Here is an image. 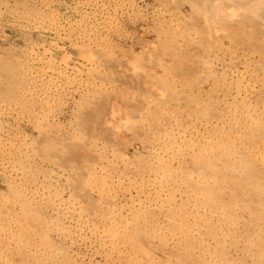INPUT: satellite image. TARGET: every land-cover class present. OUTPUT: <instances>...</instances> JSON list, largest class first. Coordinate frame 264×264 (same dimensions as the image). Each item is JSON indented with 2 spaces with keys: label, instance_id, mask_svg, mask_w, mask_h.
Wrapping results in <instances>:
<instances>
[{
  "label": "rangeland",
  "instance_id": "1",
  "mask_svg": "<svg viewBox=\"0 0 264 264\" xmlns=\"http://www.w3.org/2000/svg\"><path fill=\"white\" fill-rule=\"evenodd\" d=\"M124 1H126V0H121V1L120 0H112V1L111 0H55V2H54V0H34V1L33 0H0V114H1L0 115V118H1L0 119V196H1L0 197V206H1L0 207V264H24V263L25 264H62V263L63 264H66V263L67 264H94V263L95 264H135L136 262H139L140 258H138L139 256H138L137 252H135V250L129 249V246H127L123 243H120L117 239H115L111 236V234L109 232V224L107 225L106 223H103V217L114 218V219L117 217L116 219H118L119 214H122V215L124 214L123 218L120 221H124L125 224L127 225V227L132 228L134 225V218H133V215L131 214L130 207L125 206V202H126L125 199H128L129 197L132 198L134 195L137 194V191L135 189H133L132 187H130V188H129V186L126 187L125 184L129 183V181H132L138 187L142 188L146 192V194H148V193L152 194L154 192V190L157 187H159V183L161 182V178L159 176H158V179L155 178L156 175L152 171V170H154V167L157 164H159L160 161H166V163L173 162L172 164H173L174 168L176 169V171L178 172V176H177L178 179H179V177L183 176L184 174H186L192 180L198 179L199 170H198V167L196 166V165H198L196 150L198 149V147L201 144L205 143V142H203L204 141L203 136L205 134H208L207 129H209V125H212V123H213V124H217L219 126H223L225 124V121L230 117V114H229L230 112L225 105L226 103H224L227 100L225 99V97L222 95V93L217 88L218 83H220V82H218L219 78H217V77H220L221 72H224L222 74H224L226 77L228 76L226 84H227V87L230 89V92H232V90H233V92H232V94H233L234 93V89H233L234 83L236 82V80L242 78V76H243L244 81L246 80L245 83H247V81H249L247 83L249 85H253L254 84L253 81H256L254 78H252V77L250 78V76L245 75V71H243V69H245V70H246V68L247 69L248 68L249 69L250 68L251 69H253V68L257 69L259 67V65L264 67V64H261L259 62L256 63V61H253L251 59L246 60V58L241 56L240 54L238 55L237 53L233 52L232 50L230 51V48L224 43L225 28L232 23L230 21L236 20V18H237L236 11L234 9H230V11L228 10L229 11L228 12L227 10H222L221 7H220V9L217 7L218 8V12H217V9L215 8V11H213L215 13V15L218 14L221 16L222 14H224L227 17L226 19L221 20V17H218V18H220V19H218L217 17H215V15H213L212 11L210 12L209 10H207L205 8L206 7L205 5H201L202 8H204V9H202L201 6L199 7L197 5L191 6V4L189 6H185L184 0H173V1L172 0H159L160 2L158 0H152V2L150 0H127L126 2H124ZM165 1L168 4L164 3V5H163L162 3ZM186 1H188V0H186ZM42 2H43V4L41 5ZM120 2H121V4H120ZM141 2H142V4H141ZM173 2H174V4H173ZM102 3L106 4V5H103ZM136 3L138 6L136 5ZM188 3H191V2H188ZM23 4H25L27 6V8ZM96 4H97V7H96ZM122 4H124V5H122ZM166 4L167 5L173 4V5H171L172 7L169 6L170 8L168 9ZM100 5H102L104 7H102V6L100 7ZM131 5H133L132 10H130ZM34 7H36V8H34ZM114 7H115V10H114ZM164 7H167V10ZM192 7H193V9H192ZM32 10H34V11H32ZM85 10L88 12H86ZM122 10H123V12H121ZM125 10H127V11H125ZM164 10L167 13L162 12ZM184 10H185V12L188 10V12L183 13ZM152 11H153V13H152ZM220 11H223V12H220ZM78 12H80V13H78ZM111 12H114V13H111ZM156 12L159 13V15ZM83 13H85V14H83ZM99 13H101V14H99ZM173 13L177 14L180 17L179 21H176V19H174V17L172 16ZM92 14H94V15H92ZM107 14H109L111 16H109ZM183 14H185L184 16H186V18L183 16ZM229 14H231V15H229ZM165 15H167V16H165ZM232 15H234V16L232 17ZM202 16L203 17L204 16H206V17L211 16L214 25H216V27L218 26V28L220 27L218 29V34L220 36L218 35V38L214 41H211V39H209L210 43L208 40H207L208 43H206L207 41L204 42L205 40L200 41V38H198L193 33V29L196 27V25H198V23L200 22L199 19ZM87 17H89L90 19ZM150 17H153L152 18L153 20L152 19L150 20ZM123 18H125V19H123ZM37 19L40 21L38 22ZM115 19H117V20H115ZM52 20H54V21H52ZM95 20H97V21H95ZM115 21H116V23H115ZM158 21H159V23H157ZM154 22H156V23L154 24ZM112 23H113V25H112ZM122 23L124 24V26ZM162 23L164 24V26L162 25ZM58 24H60V25L58 26ZM79 24L81 27L79 26ZM90 24H92V25H90ZM151 24H152V26H151ZM153 24L154 25L158 24V25L154 26ZM208 24L209 23H207V25ZM37 25H41V26H37ZM65 25H66V27H65ZM126 25H127V28H125ZM176 25H178V26H176ZM134 26H136V27H134ZM179 26L181 27V29ZM58 27H60L61 29ZM94 27L97 29H95ZM153 27H154V29L152 30ZM169 27H171L173 29V31L175 29H178V31H174L175 35L173 38H171V36L168 33H166V31L169 29ZM49 28L51 29V31ZM81 28H83V29H81ZM89 28H90V30H89ZM148 28H150V29H148ZM166 28H168V29H166ZM69 29H71V30L74 29L76 33L74 31L71 32V30H69ZM107 29H108V31H107ZM121 29H122V31H121ZM26 30H28L29 32ZM61 30L65 31V32H62ZM66 30H67V32H66ZM147 30L149 33L147 32ZM220 30H221V32H220ZM59 31H60V35L58 34ZM222 31H223V33H222ZM55 32H57V33H55ZM68 32L69 33L71 32L70 34L76 36L79 39L82 38V40H85V41L87 40V42H89L88 40L91 39L93 41V43H92V41L90 40L92 54H94V56H96L100 62L102 59L107 60L110 63L112 62L111 64L116 68V70L118 69V67L120 65L119 62H121V61L126 62V60L128 62L130 60L131 64L134 67L139 66V68H137V69H139L138 70V71H140L139 73H142V77L144 79V82L142 79V82H143L142 87H148V86L157 87L160 85L159 87H157V90L158 91L161 90L160 93L164 95L163 96L164 99L162 98V101H161V100H159V98H155L152 95L145 94V96H146L145 99H147L146 102L148 103V108L145 110H142V117L139 120L134 121L131 125L126 126L122 130V133H121L122 136H120V137L122 140L123 139L125 140L126 148L122 149L120 151L117 150L115 152H112V155H109L107 158L96 159L93 162L95 164L94 165V171L96 170V172L98 174L100 173L101 176L104 175L102 177H106L107 181L110 183V184L107 183L106 186L104 185L105 190L108 192L107 195L101 196L98 192H96V193L92 192L90 197H89L90 201L92 200L91 202L95 203L96 207L99 210V214L96 217L93 216V214L89 213L88 209L86 211L85 202L80 198L79 194H77V192L74 190V188H72L70 186V181H69L70 178L68 177L67 172L64 170V168L59 164L49 162V161H42L41 159H39L37 157V151L39 148V143H40L41 138H42L41 135H43L42 132H44V130L48 131L52 136H58L63 131L67 130L69 132H72L74 136L77 134L75 136L77 141L78 140L82 141L84 138V133H85L84 128H85V125L87 123L86 115H85V113L83 115V111L86 110L89 105H94L95 102L99 101L101 99L100 97L103 94H105L108 90H109V92H107V93H109V94L113 93V94L117 95V94H120L121 92L123 94L126 93V89L120 90L121 87L117 86L115 81H113L114 80L113 77L108 79L104 74L98 75L97 80H96L97 82L100 81L101 83H103L105 85L106 88L103 85L102 88L100 89L101 91L104 90V92H101L99 89H95L91 85H85V82L84 83L82 82V80H81L82 78H80L79 75H80L82 68H83V67L81 68V66L83 65V63L85 64V59L82 58L83 56H82L80 49L77 46H75L74 43H72L73 42L72 38L70 39V37H67ZM84 32H87L86 33L87 35L83 34ZM154 32L158 35H156ZM50 33H51V35H50ZM63 33H64V35H63ZM138 33H141V34H138ZM178 33L180 35H177ZM153 34H155V35H153ZM98 36H100L102 38H99ZM144 36H146V37H144ZM65 37L69 38L70 40H68V39L66 40ZM95 37H97V38H95ZM141 37H144V38H141ZM156 37H157V39H155ZM162 37H163V39H161ZM86 38H88V39H86ZM95 39H97L96 40L97 43L94 41ZM103 39L106 42H104ZM128 40H130V41H128ZM177 40L179 42L184 40L185 43H187L186 46L184 45L182 48H184V51L188 52L187 56H185L179 60L171 52V47L173 48L177 45V48H179V44L176 43ZM70 41H71V43H70ZM161 41H162V43H161ZM167 42H169L170 44ZM203 42L207 45L203 44ZM50 43H53V44H50ZM64 43H66V44H64ZM39 44H44V45H41V47H40ZM101 44H103V45H101ZM172 44L173 45L176 44V45L173 46ZM25 45H27V46H25ZM96 45H98V46L101 45V48L97 47ZM115 45H117V46H115ZM133 45H135V46H133ZM57 46L63 47L62 50H61V48L58 49ZM194 46H196V47H194ZM212 46L214 49H212ZM117 47H119V48H117ZM199 47H200V49H199ZM113 48H116V49H113ZM166 48H168L169 51ZM194 48H195V50H194ZM123 49H126V50H123ZM135 49H137V50H135ZM144 49H146V50H144ZM159 49H163V50H159ZM49 50H50V52H48ZM110 50H112L113 53ZM153 50H155L156 55H154L155 52ZM105 51L108 52V55H107V52H105ZM135 51H137V52H135ZM139 51H140V54L138 53ZM195 51H197V52H195ZM100 52H101V54H100ZM125 52H126V55H125ZM231 52H233V54ZM152 53L154 55V58H153ZM164 53H166V54H164ZM189 53H190V55H189ZM227 53L231 59L227 56ZM69 54L71 55V56H69L70 58L68 57ZM162 54H164V56ZM65 55H66V57L69 58V59H67L68 68L62 69L60 71L59 70L57 71V69L51 70L49 67L50 63H48V62L54 61L57 64L62 63L63 61H66ZM118 55H119V57H118ZM138 55L140 56V58L143 56L142 59H140ZM212 55L217 56V57H214ZM236 56H238V57H236ZM38 57H39L40 61L38 60ZM64 57H65V59H64ZM112 57L115 58V60ZM122 58L124 61L121 60ZM159 58L161 59L162 62L160 61V63L157 64L159 61H156V60L157 59L160 60ZM184 58H185V60H184ZM215 58H216V60H215ZM152 59H154L153 61H156L157 63L150 61ZM221 59H223L224 61ZM113 60H114L115 65L113 64ZM138 60L141 62L140 63L141 66L138 64L139 63ZM22 61H23V63H22ZM186 61H187V63H185ZM229 61H231V63ZM79 62H81V63H79ZM130 62H129V64H130ZM219 62H221V63H219ZM224 62H226V63H224ZM154 63L157 65H155ZM80 64H82V65H80ZM144 64H145V66H144ZM167 64H168V66H167ZM169 64H170V66H169ZM205 64H208V65H205ZM220 64H221V67H220ZM34 65H36V66H34ZM39 65H41L43 67V69H42V67L40 68ZM150 65H152L153 67ZM188 65H190V66H188ZM215 65L218 68L215 67ZM157 66H158V68H157ZM244 66H245V68H244ZM145 67H147V68H145ZM174 67L176 68V71H175ZM162 68L164 71L162 70ZM187 68H188V70H187ZM41 70H43V71H41ZM141 70L144 71L145 73L142 72ZM171 70L173 73L170 72ZM230 70L232 71V73ZM157 71H159V72H157ZM167 71L170 72V74ZM190 71H191V73H190ZM161 72L162 73L165 72L163 74H166V75L161 74ZM226 72H227V74H226ZM45 73H46V75H44ZM150 74H152V75H150ZM178 75H179V77H178ZM244 75H245V78H244ZM47 76H50L49 79H47L48 78ZM99 76H100V78H99ZM171 76H173V77L171 78ZM187 76H189V77H187ZM200 76L201 77L203 76V77L201 78ZM259 76L262 79L263 74L261 75V73H259ZM16 78H17V80H16ZM41 79H43V80H41ZM261 79H260V81H261ZM204 80H205V82H204ZM260 81H258V83ZM39 82H41V83H39ZM196 82L197 83L200 82L199 83L200 85L197 84ZM145 84H148V86ZM166 84L169 87L165 86ZM192 84H194V85H192ZM113 85H114V87H113ZM201 85H202V87H201ZM203 85H205V86L208 85V87H205ZM109 86H110V88H109ZM69 87H70V89H69ZM155 87H153V88H155ZM212 87L213 88L215 87V88L213 89ZM207 88L209 90H207ZM44 89H45V91H44ZM93 89L96 90V92ZM92 90H93V92L90 93V91H92ZM174 91H175V93H173ZM192 91L194 94L192 93ZM206 91H208V92H206ZM117 92H119V93H117ZM168 92H169V94H168ZM131 93H132L131 91H127V97H126V95L123 96V97H125L124 99L126 101L133 99V96L131 95ZM232 94H230V96H229L230 98H228V100H232V98H231V97H233ZM88 95H90V96H88ZM95 95H96V98H95ZM170 96H172V97H170ZM65 97H67V98H65ZM81 97H82V99H81ZM209 97H211V98H209ZM154 98L156 99V101ZM189 98L191 101L189 100ZM200 98H202V99H200ZM83 99H86V100L83 101ZM87 99H88V101H87ZM171 101H173V102H171ZM164 102H166V103H164ZM184 103L187 104V105H184L185 107L183 106ZM177 104L179 106H177ZM15 105H16V107H15ZM9 106H10V108H9ZM165 106H168V107H165ZM150 107H152V108H150ZM61 108H63V109H61ZM155 108L157 111H155ZM175 108H177L178 111H175V110H177ZM223 108H224V110H223ZM38 109H41V110H38ZM206 109L208 110V112ZM80 110H81V113H80ZM191 110H192V112H191ZM7 111H8V113H7ZM152 112H154V113H152ZM17 113L20 115H18ZM203 113H205V114H203ZM41 114H42V116H41ZM77 116H78V118H75ZM42 117H43V119H42ZM66 117L68 120L65 119ZM159 117H161V118H159ZM179 117L181 119H179ZM185 117H186V119H185ZM213 117L216 120L213 119ZM19 119L22 121H20ZM75 119L80 120V122H82V124H80V122L76 121ZM178 119H179V121H178ZM222 119H224V120H222ZM83 120H85V121H83ZM206 120H207V122H206ZM203 121L205 124L203 123ZM175 122L178 124V126ZM47 123H49L50 127L46 125ZM54 123H56V125ZM179 123H181V124H179ZM207 124H209V125H207ZM45 125H46V127H45ZM77 125H79L80 127ZM59 126H61V128H59ZM63 126L64 127L66 126L65 127L66 130L63 129L64 128ZM67 127H69V128H67ZM74 127H75V129L73 131L72 128H74ZM78 127L80 129L82 127L83 131H81L82 129L81 130L79 129L80 131L78 129H76ZM191 128H192V130H191ZM193 128L196 130H194ZM160 129H161V131H160ZM199 129H200V132H198ZM28 130H30V131H28ZM156 130H158V131H156ZM201 130L204 133H202ZM58 131H60V132H58ZM201 133L203 136L200 135ZM6 135H11V136H6ZM134 137L136 140L133 139ZM129 141H130V143H129ZM174 141H176V144H174L175 143ZM10 142H13V143H10ZM131 142H133V143H131ZM97 144L99 147L103 148L101 140H97ZM136 144H137V146H136ZM171 144H174L172 149H171V152L173 154L176 153L175 157L171 156V152H169V153L165 152V150H167L168 145H171ZM8 150L10 151L9 153H7ZM25 150H26V153L24 152ZM103 150L104 149H101L100 151L98 150V153L100 152L101 154H103V152H102ZM127 154H129L128 157H127ZM99 156H103V155H99ZM15 159H16V161H15ZM171 159H172V161H171ZM184 159H186V160H184ZM188 161L191 163H189ZM1 162H2V164H1ZM183 162H185L186 164ZM102 163H104V164H102ZM192 163H194V164L192 165ZM5 165H6V167H4ZM28 165L31 167H29ZM25 168H27V169L25 170ZM124 168L127 170H125ZM123 170H125V171H123ZM195 170L198 172H196ZM43 171H45V172H43ZM51 172H52V174H51ZM134 172H135V174H134ZM117 174L119 175V177ZM59 177H61V178L59 179ZM63 177H65V178H63ZM121 180H122V183H125L123 188H121V187L119 188V185L121 184ZM16 181H18V182H16ZM66 181H68V183ZM119 181H120V183H118ZM2 183H3V185H2ZM26 183H28V184L26 185ZM30 184H32V185H30ZM166 186L173 188V186H171V184L166 185ZM9 189H11V190H9ZM124 190H126V191H124ZM14 191L17 193V196H16V194H14L15 193ZM47 191H48V193H47ZM9 192L11 195L12 194L13 195L11 196L9 194ZM4 193L9 194V195L5 196ZM57 193H59V194H57ZM8 196H9V199L7 198ZM13 197L15 199L16 198L17 199L15 200ZM55 197H56V199H55ZM1 199H2V201H1ZM119 199L121 201H119ZM5 200L7 201L6 203L4 202ZM17 200H18V203H17ZM76 200H77V202H76ZM49 201H52V202H49ZM115 202L118 205L117 204L115 205ZM120 203H121V206H120ZM27 207H28V209H27ZM46 207H48V208H46ZM30 210H33V211H30ZM104 211H108V212L105 213ZM112 212L118 213L117 216L115 215V213H112ZM32 213H33V216H32ZM108 213H111L112 215L108 214ZM64 214H66V215H64ZM87 215H89V216L87 217ZM23 216H25L26 218L25 217L23 218ZM42 216H43V218H41ZM15 217L16 218L18 217L21 221L17 218L18 220L15 222V220H16ZM35 218H36V220H35ZM93 218H94V220H90ZM24 219H25V221H24ZM44 219H45L46 223H45ZM22 220L24 222H27V223L26 224L24 223L25 224L24 225ZM28 221L30 224H32L31 222L34 221V224L30 225V224H28ZM28 225H30L31 227ZM35 226H37V227H35ZM32 227H34V230ZM32 231H34V233H31ZM36 232H37V234L40 232L41 235L39 233V235L37 237ZM14 233L16 235H14ZM35 234H36V236H34ZM45 235H48L49 238H48V236H45ZM42 236H43V238H42ZM19 237H21V238H19ZM13 238H17V239H13ZM44 238L45 239L47 238L46 241L47 240L48 241L45 242ZM43 240L45 243L42 244ZM18 241H20V242H18ZM230 246H231V243L226 244L227 249ZM153 250H154V253L156 256V261L160 264H167L168 263L167 261L176 260L179 258L177 256L178 252L176 250H173V252H172L171 249H168V251H170V253L168 251H166V253H165V251H159L160 249H158V250L153 249ZM78 252H80V253H78ZM93 252H95V253H93ZM158 253L159 254L163 253V254L159 255ZM170 254H173V255H170ZM114 256H115V258H114ZM14 257H16V258H14ZM64 257L65 258L68 257V259L67 258L65 259ZM164 258H165V260H164ZM72 261H74V262H72ZM189 261L190 260H188V262L186 264H194V262H192V261L189 262Z\"/></svg>",
  "mask_w": 264,
  "mask_h": 264
},
{
  "label": "bare ground",
  "instance_id": "2",
  "mask_svg": "<svg viewBox=\"0 0 264 264\" xmlns=\"http://www.w3.org/2000/svg\"><path fill=\"white\" fill-rule=\"evenodd\" d=\"M34 1V0H33ZM112 1V0H111ZM121 1V0H120ZM127 1V0H126ZM124 1V2H126ZM152 2V0H150ZM159 1V0H158ZM173 1V0H172ZM24 2V1H23ZM55 2V0H54ZM91 2V1H90ZM100 2V1H99ZM155 2V1H154ZM153 2V3H154ZM160 2V1H159ZM158 2V3H159ZM171 2V1H170ZM185 6L192 5H205L206 9L210 12L215 11V8L222 10L234 9L236 11L237 18L225 28V40L224 43L230 48V51L240 54L245 57L246 60H253L264 64V0H184ZM191 2V3H188ZM30 3V2H29ZM34 3V2H33ZM37 3V2H36ZM80 3V2H79ZM89 3V2H88ZM114 3V2H113ZM117 3V2H116ZM157 3V2H156ZM167 3L166 1L162 4ZM43 2L41 3V5ZM103 4V3H102ZM115 4V3H114ZM121 4V2H120ZM142 4V2H141ZM168 4V3H167ZM166 4V5H167ZM174 4V2H173ZM171 4V5H173ZM25 5V4H23ZM106 5V4H103ZM119 5V4H118ZM124 5V4H122ZM121 5V6H122ZM137 5V3H136ZM146 5V4H145ZM155 5V4H154ZM167 5L168 9L172 7ZM87 6V5H86ZM90 6V5H89ZM92 6V5H91ZM102 5H100L101 7ZM110 6V5H109ZM131 5V9L132 10ZM138 6V5H137ZM147 6V5H146ZM145 6V7H146ZM170 6V7H169ZM176 6V5H175ZM27 8V6L25 5ZM24 7V8H25ZM40 7V6H39ZM47 7V6H46ZM97 7V4H96ZM104 7V6H102ZM141 7V6H140ZM144 7V6H143ZM167 7L166 8L167 10ZM218 7V8H217ZM33 8V7H32ZM36 8V7H34ZM76 8V7H75ZM112 8V7H111ZM117 8V7H116ZM127 8V7H126ZM142 8V7H141ZM181 8V7H180ZM197 8V7H196ZM202 8V6H201ZM200 8V9H201ZM38 9V8H37ZM100 9V8H99ZM139 9V8H138ZM137 9V10H138ZM157 9V8H156ZM172 9V8H171ZM174 9V8H173ZM182 9V8H181ZM188 9V8H187ZM193 9V7H192ZM204 9V8H202ZM91 10V9H90ZM94 10V9H93ZM102 10V9H101ZM106 10V9H105ZM115 10V7H114ZM152 10V9H151ZM154 10V9H153ZM29 11V10H28ZM34 11V10H32ZM41 11V10H40ZM53 11V10H52ZM59 11V10H58ZM86 11V10H85ZM100 11V10H99ZM109 11V10H108ZM112 11V10H111ZM127 11V10H125ZM146 11V10H145ZM169 11V10H168ZM202 11V10H201ZM228 11V12H229ZM233 11V10H232ZM38 12V11H37ZM62 12V11H61ZM88 12V11H86ZM123 12V10L121 11ZM167 13L165 10L162 11ZM188 12V10L186 11ZM185 10L183 13H186ZM206 12V11H205ZM223 12V11H220ZM226 12V11H225ZM80 13V12H78ZM114 13V12H111ZM128 13V12H127ZM132 13V12H131ZM130 13V14H131ZM153 13V11H152ZM151 13V14H152ZM155 13V12H154ZM157 13V12H156ZM208 13V12H207ZM12 14V13H11ZM15 14V13H14ZM85 14V13H83ZM101 14V13H99ZM104 14V13H103ZM146 14V13H145ZM149 14V13H148ZM159 15V13H157ZM156 14V15H157ZM196 14V13H195ZM201 14V13H200ZM19 15V14H18ZM66 15V14H65ZM94 15V14H92ZM109 15V14H107ZM133 15V14H132ZM161 15V14H160ZM170 15V14H169ZM185 14H183L184 16ZM213 15L215 13L213 12ZM231 15V14H229ZM31 16V15H30ZM53 16V15H52ZM78 16V15H77ZM104 16V15H103ZM111 16V15H109ZM116 16V15H115ZM145 16V15H144ZM167 16V15H165ZM176 21H179L180 17L177 14L172 15ZM234 15H232L233 17ZM43 17V16H42ZM56 17V16H55ZM96 17V16H95ZM94 17V18H95ZM114 17V16H113ZM132 17V16H131ZM148 17V16H147ZM156 17V16H155ZM186 18V16H184ZM189 17V16H188ZM199 17V16H198ZM197 17V18H198ZM215 17H221V20L227 17L222 14L221 16L216 14ZM52 18V17H51ZM75 18V17H74ZM89 18V17H87ZM104 18V17H103ZM102 18V19H103ZM126 18V17H125ZM123 18V19H125ZM135 18V17H134ZM153 17H150V20ZM157 18V17H156ZM214 18V17H213ZM60 19V18H59ZM72 19V18H71ZM82 19V18H81ZM90 19V18H89ZM92 19V18H91ZM119 19V18H118ZM145 19V18H144ZM158 19V18H157ZM194 19V18H193ZM215 19V18H214ZM220 19V18H218ZM217 19V20H218ZM35 20V19H34ZM38 20V19H37ZM50 20V19H49ZM76 20V19H75ZM105 20V19H104ZM117 20V19H115ZM127 20V19H126ZM131 20V19H130ZM135 20V19H134ZM137 20V19H136ZM140 20V19H139ZM153 20V19H152ZM156 20V19H155ZM154 20V21H155ZM36 21V20H35ZM40 20H38L39 22ZM43 21V20H42ZM54 21V20H52ZM57 21V20H56ZM65 21V20H64ZM97 21V20H95ZM111 21V20H110ZM147 21V20H146ZM160 21V20H159ZM159 21L157 23H159ZM198 25L193 29L194 35L201 40L211 39L214 41L218 38V26L214 25L211 16H202L199 19ZM50 22V21H49ZM79 22V21H78ZM120 22V21H119ZM129 22V21H128ZM169 22V21H168ZM185 22V21H184ZM227 22V21H226ZM229 22V23H230ZM51 23V22H50ZM77 23V22H76ZM75 23V24H76ZM87 23V22H86ZM108 23V22H107ZM116 23V21H115ZM139 23V22H138ZM141 23V22H140ZM156 22H154L155 24ZM189 23V22H188ZM196 23V22H195ZM207 23H209L207 25ZM46 24V23H45ZM62 24V23H61ZM68 24V23H67ZM71 24V23H70ZM93 24V23H92ZM90 24V25H92ZM99 24V23H98ZM119 24V23H118ZM123 24V23H122ZM131 24V23H130ZM153 24V25H154ZM180 24V23H179ZM60 24H58L59 26ZM69 25V24H68ZM77 25V24H76ZM100 25V24H99ZM113 25V23H112ZM149 25V24H148ZM147 25V26H148ZM158 25V24H156ZM154 25V26H156ZM164 26V24L162 23ZM183 25V24H182ZM41 26V25H37ZM52 26V25H51ZM50 26V27H51ZM55 26V25H54ZM72 26V25H71ZM80 26V24H79ZM116 26V25H115ZM124 26V24H123ZM152 26V24H151ZM162 26V27H163ZM167 26V25H166ZM178 26V25H176ZM32 27V26H31ZM49 27V26H48ZM53 27V26H52ZM51 27V28H52ZM61 27V26H60ZM58 27V28H60ZM64 27V26H63ZM66 27V25H65ZM69 27V26H68ZM81 27V26H80ZM90 27V26H89ZM92 27V26H91ZM105 27V26H104ZM107 27V26H106ZM110 27V26H109ZM136 27V26H134ZM161 27V28H162ZM173 27V26H172ZM180 27V26H179ZM186 27V26H185ZM62 28V27H61ZM60 28V29H61ZM72 28V27H71ZM87 28V27H86ZM95 28V27H94ZM127 28V25L126 27ZM142 28V27H141ZM159 28V27H158ZM183 28V27H182ZM189 28V27H188ZM26 29V28H25ZM30 29V28H29ZM43 29V28H42ZM47 29V28H46ZM45 29V30H46ZM50 29V28H49ZM83 29V28H81ZM97 29V28H95ZM150 29V28H148ZM154 27L152 28V30ZM168 29V28H166ZM175 29V28H174ZM181 29V27H180ZM186 29V28H185ZM53 30V29H52ZM64 30V29H63ZM71 30V29H69ZM90 30V28H89ZM116 30V29H115ZM126 30V29H125ZM130 30V29H129ZM139 30V29H138ZM28 31V30H26ZM32 31V30H31ZM51 31V29H50ZM54 31V30H53ZM56 31V30H55ZM58 31V30H57ZM62 31V30H61ZM75 30H71V32ZM78 31V30H77ZM83 31V30H82ZM108 31V29H107ZM122 31V29H121ZM174 31H178L175 29ZM174 31L171 27L166 31L171 38L174 37ZM186 31V30H185ZM184 31V32H185ZM29 32V31H28ZM65 32V31H62ZM67 32V30H66ZM70 32V33H71ZM80 32V31H79ZM91 32V31H90ZM97 32V31H96ZM140 32V31H139ZM148 32V30H147ZM156 32V31H155ZM154 32V33H155ZM164 32V31H163ZM221 32V30H220ZM219 32V33H220ZM54 33V32H53ZM57 33V32H55ZM68 36L72 38V43L77 46L81 53L82 58L85 59V64L82 65V71L80 78L85 85H91L95 89H101L104 85L100 81L97 82L98 75H105L108 79L113 77V81L120 90L126 89V93L109 94V90L103 94L99 101L94 105H89L86 110L83 111V115H86V125L84 128V138L82 141H77L72 132L65 129L58 136H52L48 131L42 132L43 135L39 143L37 151V157L42 161H49L61 165L67 172L70 178V186L79 194L80 198L85 202V208L89 210V213L93 216H98L99 210L95 203L91 202L89 197L92 192H98L101 196L107 195L105 186L110 184L104 175H100L94 171V161L96 159L107 158L112 155V152L122 150L126 148L125 140L120 136L122 130L131 125L134 121L139 120L142 117V110L148 108V103L145 99V94L159 98L162 101L163 94L157 90V87L151 86L142 87L144 79L142 73L138 71L139 66L134 67L130 60L122 62L118 69L107 60L102 59L101 62L97 59L91 51L90 40H82L76 36L70 34ZM76 33V32H75ZM78 33V32H77ZM84 32L83 34H86ZM106 33V32H105ZM126 33V32H125ZM124 33V34H125ZM149 33V32H148ZM157 33V32H156ZM155 33V34H156ZM223 33V31H222ZM60 35V31L58 33ZM93 34V33H92ZM98 34V33H97ZM107 34V33H106ZM111 34V33H110ZM127 34V33H126ZM141 34V33H138ZM153 34V35H155ZM167 34V35H168ZM28 35V34H27ZM51 35V33H50ZM62 35V34H61ZM64 35V33H63ZM80 35V34H79ZM87 35V34H86ZM109 35V34H108ZM122 35V34H121ZM132 35V34H131ZM152 35V36H153ZM158 35V34H156ZM177 35H180L179 33ZM184 35V34H183ZM84 36V35H83ZM97 36V35H96ZM103 36V35H102ZM120 36V35H119ZM140 36V35H139ZM138 36V37H139ZM162 36V35H161ZM220 36V35H219ZM55 37V36H54ZM53 37V38H54ZM60 37V36H59ZM58 37V38H59ZM64 37V36H63ZM99 38H102L98 36ZM110 37V36H109ZM123 37V36H122ZM146 37V36H144ZM141 37V38H144ZM177 37V36H176ZM183 37V36H182ZM37 38V37H36ZM51 38V37H50ZM66 38V37H65ZM97 38V37H95ZM108 38V37H107ZM111 38V37H110ZM126 38V37H125ZM179 38V37H178ZM49 39V38H48ZM70 40L66 38V40ZM88 39V38H86ZM116 39V38H115ZM135 39V38H134ZM146 39V38H145ZM157 39V37L155 38ZM163 39V37L161 38ZM165 39V38H164ZM167 39V38H166ZM169 39V38H168ZM175 39V38H174ZM188 39V38H187ZM29 40V39H28ZM97 39L94 41L96 42ZM99 40V39H98ZM104 40V39H103ZM131 40V39H130ZM128 40V41H130ZM137 40V39H136ZM199 40V39H198ZM61 41V40H60ZM92 41V40H91ZM113 41V40H112ZM127 41V40H126ZM165 41V40H164ZM167 41V40H166ZM208 41L206 43H208ZM28 42V41H27ZM30 42V41H29ZM104 42H106L104 40ZM109 42V41H108ZM119 42V41H118ZM124 42V41H123ZM159 42V41H158ZM203 42V44H205ZM34 43V42H33ZM43 43V42H42ZM71 43V41H70ZM93 43V41H92ZM97 43V42H96ZM103 43V42H102ZM111 43V42H110ZM162 43V41H161ZM169 43V42H167ZM172 43V42H171ZM179 48L177 45L171 47V52L176 58L181 59L187 56L188 52L182 48L186 46L184 40L179 42ZM189 43V42H188ZM210 43V41H209ZM26 44V43H25ZM53 44V43H50ZM66 44V43H64ZM152 44V43H151ZM154 44V43H153ZM170 44V43H169ZM41 45L44 44H39ZM95 45V44H94ZM103 45V44H101ZM101 45L97 47L101 48ZM106 45V44H105ZM108 45V44H107ZM111 45V44H110ZM156 45V44H155ZM173 45V44H172ZM173 45V46H174ZM207 45V44H205ZM204 45V46H205ZM27 46V45H25ZM55 46V45H54ZM62 46V45H61ZM57 48H62L63 47ZM64 46V45H63ZM117 46V45H115ZM135 46V45H133ZM38 47V46H37ZM196 47V46H194ZM33 48V47H32ZM75 48V47H74ZM119 48V47H117ZM123 48V47H122ZM224 48V47H223ZM226 48V47H225ZM27 49V48H26ZM45 49V48H44ZM116 49V48H113ZM139 49V48H138ZM154 49V48H153ZM158 49V48H157ZM168 50V48H166ZM193 49V48H192ZM200 49V47H199ZM202 49V48H201ZM212 49L213 46H212ZM211 49V50H212ZM228 49V48H227ZM48 50V49H47ZM93 50V49H92ZM99 50V49H98ZM108 50V49H107ZM119 50V49H118ZM126 50V49H123ZM137 50V49H135ZM146 50V49H144ZM156 50V49H155ZM155 50H153L155 52ZM163 50V49H159ZM195 50V48H194ZM217 50V49H216ZM30 51V50H29ZM53 51V50H52ZM75 51V50H74ZM73 51V52H74ZM112 51V50H110ZM169 51V50H168ZM223 51V50H222ZM221 51V52H222ZM35 52V51H34ZM33 52V53H34ZM47 52V51H46ZM50 52V50L48 51ZM60 52V51H59ZM65 52V51H64ZM99 52V51H98ZM107 52V51H105ZM121 52V51H120ZM131 52V51H130ZM137 52V51H135ZM158 52V51H157ZM161 52V51H160ZM159 52V53H160ZM166 52V51H165ZM197 52V51H195ZM220 52V51H219ZM233 52H231L233 54ZM32 53V52H31ZM36 53V52H35ZM43 53V52H42ZM113 53V51H112ZM140 54V51L138 52ZM137 53V54H138ZM143 53V52H142ZM158 53V54H159ZM163 53V52H162ZM200 53V52H199ZM38 54V53H37ZM58 54V53H57ZM101 54V52H100ZM117 54V53H116ZM135 54V53H134ZM166 54V53H164ZM164 54H162L164 56ZM195 54V53H194ZM202 54V53H201ZM200 54V55H201ZM108 55V52H107ZM110 55V54H109ZM126 55V52H125ZM130 55V54H129ZM143 55V54H142ZM151 55V54H150ZM153 55V53H152ZM156 55V52L155 54ZM153 55V58H154ZM169 55V54H168ZM190 55V53H189ZM223 55V54H222ZM55 56V55H54ZM71 56L70 54L68 57ZM112 56V55H111ZM135 56V55H134ZM139 56V55H138ZM192 56V55H191ZM195 56V55H194ZM202 56V55H201ZM214 56V55H212ZM224 56V55H223ZM228 56V53H227ZM40 57V56H39ZM38 57V60H39ZM43 57V56H42ZM47 57V56H46ZM66 57V55H65ZM64 57V59H65ZM66 61L57 64L54 61L48 63L51 70L57 69V71L68 68ZM80 57V56H79ZM109 57V56H108ZM114 57V56H113ZM112 57V58H113ZM119 57V55H118ZM122 57V56H121ZM143 57V56H142ZM142 57L139 58L142 59ZM167 57V56H166ZM207 57V56H206ZM210 57V56H209ZM217 57V56H214ZM213 57V58H214ZM230 58V56H228ZM238 57V56H236ZM20 58V57H19ZM49 58V57H48ZM102 58V57H101ZM125 58V57H124ZM168 58V57H167ZM51 59V58H50ZM115 60V58H113ZM136 59V58H135ZM160 59V58H159ZM166 59V58H165ZM187 59V58H186ZM197 59V58H196ZM218 59V58H217ZM224 59V58H223ZM221 59V60H223ZM231 59V58H230ZM45 60V59H44ZM113 60V64H114ZM132 60V59H131ZM154 59L150 60L153 61ZM156 60V59H155ZM183 60V59H182ZM185 60V58H184ZM211 60V59H210ZM216 60V58H215ZM220 60V61H221ZM37 61V60H36ZM40 61V60H39ZM48 61V60H47ZM118 61V60H117ZM116 61V62H117ZM124 61V60H123ZM137 61V60H136ZM139 61V60H138ZM156 61H159L158 63ZM153 61L157 64L160 60ZM190 61V60H189ZM195 61V60H194ZM193 61V62H194ZM214 61V60H213ZM224 61V60H223ZM42 62V61H41ZM74 62V61H73ZM130 62V64H129ZM149 62V61H148ZM162 62V61H161ZM165 62V61H164ZM163 62V63H164ZM183 62V61H182ZM191 62V61H190ZM196 62V61H195ZM217 62V61H216ZM231 63V61H229ZM23 63V61H22ZM25 63V62H24ZM46 63V62H45ZM81 63V62H79ZM137 63V62H136ZM139 61V65H140ZM144 63V62H143ZM154 63V64H155ZM167 63V62H166ZM187 63V61L185 62ZM197 63V62H196ZM221 63V62H219ZM226 63V62H224ZM243 63V62H242ZM247 63V62H246ZM47 64V63H46ZM155 64V65H157ZM172 64V63H171ZM174 64V63H173ZM180 64V63H179ZM183 64V63H182ZM218 64V63H217ZM251 64V63H250ZM77 65V64H76ZM115 65V64H114ZM132 65V66H131ZM176 65V64H175ZM208 65V64H205ZM231 65V64H230ZM253 65V64H252ZM36 66V65H34ZM40 68L42 67L39 65ZM44 66V65H43ZM141 66V65H140ZM143 66V65H142ZM145 66V64H144ZM152 66V65H150ZM149 66V67H150ZM168 66V64H167ZM170 66V64H169ZM181 66V65H180ZM185 66V65H184ZM190 66V65H188ZM202 66V65H201ZM72 67V66H71ZM153 67V66H152ZM161 67V66H160ZM159 67V68H160ZM163 67V66H162ZM176 67V66H175ZM174 67L175 71L176 68ZM182 67V66H181ZM206 67V66H205ZM204 67V68H205ZM215 67H217L215 65ZM214 67V68H215ZM221 67V64H220ZM219 67V68H220ZM236 67V66H235ZM18 68V67H17ZM79 68V67H78ZM147 68V67H145ZM158 68V66H157ZM164 68V67H163ZM162 68V70H163ZM190 68V67H189ZM218 68V67H217ZM245 68V66H244ZM43 69V67H42ZM196 69V68H195ZM28 70V69H27ZM31 70V69H30ZM151 70V69H150ZM158 70V69H157ZM188 70V68H187ZM194 70V69H193ZM229 70V69H228ZM235 70V69H234ZM32 71V70H31ZM36 71V70H35ZM43 71V70H41ZM65 71V70H64ZM71 71V70H70ZM142 71V70H141ZM164 71V70H163ZM225 71V70H224ZM231 71V70H230ZM236 71V70H235ZM245 75L254 78L253 85L245 83L243 76L236 80L234 83V93L230 92L227 87V77L221 72L218 83V90L227 100L225 105L229 110L230 117L225 121L223 126L217 124L209 125L207 129L208 134L204 136L205 142L201 144L196 150L197 163L199 173L198 179H190L186 174L177 178L178 172L173 166V162L160 161L152 170L158 179L161 178L159 187H157L152 194H146V192L138 187L132 181L129 183H122L119 188L125 186L132 187L137 191V194L132 198L125 199V206L130 207L131 214L134 218V225L132 228L127 227L124 221H120L123 218L122 214H119L118 219L103 217V223L109 224V232L111 236L117 239L120 243L129 246V249L135 250L140 258L139 262L135 264H160L156 261V256L153 249H160L159 251H168V249L176 250V260H169L167 264H186L194 262V264H264V67L260 66L255 69H243ZM263 74L262 79L259 73ZM144 72V71H142ZM159 72V71H157ZM168 72V71H167ZM172 72V70L170 71ZM170 72H168L170 74ZM195 72V71H194ZM218 72V71H217ZM24 73V72H23ZM145 73V72H144ZM165 73V72H163ZM161 72V74H163ZM173 73V72H172ZM171 73V74H172ZM191 73V71H190ZM198 73V72H197ZM211 73V72H210ZM216 73V72H215ZM232 73V71H231ZM236 73V72H235ZM241 73V72H240ZM36 74V73H35ZM158 74V73H157ZM156 74V75H157ZM212 74V73H211ZM227 74V72H226ZM234 74V73H233ZM46 75V73L44 74ZM49 75V74H48ZM68 75V74H67ZM152 75V74H150ZM166 75V74H163ZM217 75V74H216ZM238 75V74H237ZM242 75V74H241ZM244 75V78H245ZM146 76V75H145ZM259 76V77H258ZM25 77V76H24ZM43 77V76H42ZM45 77V76H44ZM49 79L50 76H47ZM69 77V76H68ZM173 76H171L172 78ZM179 77V75H178ZM189 77V76H187ZM201 77V76H200ZM203 77V76H202ZM201 77V78H202ZM207 77V76H206ZM232 77V76H231ZM100 78V76H99ZM102 78V77H101ZM153 78V77H152ZM163 78V77H162ZM213 78V77H212ZM215 78V77H214ZM233 78V77H232ZM236 78V77H235ZM51 79V78H50ZM143 79V82H142ZM261 79V81H260ZM17 80V78H16ZM39 80V79H38ZM43 80V79H41ZM46 80V79H45ZM52 80V79H51ZM65 80V79H64ZM80 80V81H81ZM157 80V79H156ZM167 80V79H166ZM183 80V79H182ZM201 80V79H200ZM211 80V79H210ZM35 81V80H34ZM53 81V80H52ZM68 81V80H67ZM164 81V80H163ZM199 81V80H198ZM209 81V80H208ZM214 81V80H213ZM232 81V80H231ZM258 81H260L258 83ZM74 82V81H73ZM179 82V81H178ZM186 82V81H185ZM189 82V81H188ZM202 82V81H201ZM205 82V80H204ZM41 83V82H39ZM72 83V82H71ZM70 83V84H71ZM180 83V82H179ZM197 83V82H196ZM200 83V82H199ZM197 83V84H199ZM207 83V82H206ZM210 83V82H209ZM214 83V82H213ZM217 83V82H216ZM36 84V83H35ZM60 84V83H59ZM66 84V83H65ZM69 84V83H68ZM75 84V83H74ZM79 84V83H78ZM77 84V85H78ZM165 84V83H164ZM173 84V83H172ZM189 84V83H188ZM191 84V83H190ZM231 84V83H230ZM156 85V84H155ZM158 85V84H157ZM169 85V84H168ZM174 85V84H173ZM182 85V84H181ZM184 85V84H183ZM194 85V84H192ZM200 85V84H199ZM209 85V84H208ZM205 86V87H208ZM211 85V84H210ZM214 85V84H213ZM216 85V84H215ZM47 86V85H46ZM107 86V85H106ZM167 86V84L165 85ZM233 86V85H232ZM42 87V86H41ZM62 87V86H61ZM89 87V86H88ZM105 87V85H104ZM114 87V85H113ZM169 87V86H167ZM174 87V86H173ZM185 87V86H184ZM198 87V86H197ZM202 87V85H201ZM204 87V88H205ZM106 88V87H105ZM110 88V86H109ZM191 88V87H190ZM213 88V87H212ZM215 88V87H214ZM213 88V89H214ZM35 89V88H34ZM46 89V88H45ZM44 89V91H45ZM56 89V88H55ZM70 89V87H69ZM68 89V90H69ZM112 89V88H111ZM168 89V88H167ZM200 89V88H199ZM48 90V89H47ZM94 90V89H93ZM90 91V93L93 92ZM103 90V89H102ZM106 90V89H105ZM207 90H209L207 88ZM212 90V89H211ZM60 91V90H59ZM96 92V90H94ZM101 91V90H100ZM116 91V90H115ZM127 91H131L133 99L125 100L123 97ZM171 91V90H170ZM200 91V90H199ZM88 92V91H87ZM101 92H104L101 91ZM205 92V91H204ZM208 92V91H206ZM215 92V91H214ZM82 93V92H81ZM89 93V92H88ZM119 93V92H117ZM163 93V92H162ZM165 93V92H164ZM172 93V92H171ZM175 93V91L173 92ZM180 93V92H179ZM178 93V94H179ZM193 93V91H192ZM191 93V94H192ZM202 93V92H201ZM169 94V92H168ZM167 94V95H168ZM194 94V93H193ZM230 94L233 95L232 100ZM24 95V94H23ZM181 95V94H180ZM90 96V95H88ZM184 96V95H183ZM55 97V96H54ZM58 97V96H57ZM71 97V96H70ZM83 97V96H82ZM81 97V99H82ZM166 97V96H165ZM172 97V96H170ZM175 97V96H174ZM204 97V96H203ZM67 98V97H65ZM96 98V95H95ZM154 98V99H155ZM167 98V97H166ZM185 98V97H184ZM187 98V97H186ZM211 98V97H209ZM98 99V98H97ZM152 99V98H151ZM164 99V98H163ZM173 99V98H172ZM199 99V98H198ZM202 99V98H200ZM86 99H83L85 101ZM167 100V99H166ZM190 100V98H189ZM188 100V101H189ZM212 100V99H211ZM82 101V100H81ZM82 101V102H83ZM88 101V99H87ZM86 101V102H87ZM156 101V99H155ZM191 101V100H190ZM173 102V101H171ZM184 102V101H183ZM194 102V101H193ZM199 102V101H198ZM39 103V102H38ZM51 103V102H50ZM68 103V102H67ZM159 103V102H158ZM166 103V102H164ZM169 103V102H168ZM187 103V102H186ZM196 103V102H195ZM30 104V103H29ZM41 104V103H40ZM59 104V103H58ZM150 104V103H149ZM179 104V103H178ZM177 104V106H179ZM171 105V104H170ZM187 105V104H183ZM210 105V104H209ZM19 106V105H18ZM189 106V105H188ZM16 107V105H15ZM57 107V106H56ZM145 107V108H144ZM168 107V106H165ZM176 107V106H175ZM185 107V106H184ZM4 108V107H3ZM10 108V106H9ZM152 108V107H150ZM163 108V107H162ZM8 109V108H7ZM28 109V108H27ZM30 109V108H29ZM55 109V108H54ZM63 109V108H61ZM83 109V108H82ZM159 109V108H158ZM174 109V108H173ZM177 109V108H175ZM181 109V108H180ZM185 109V108H184ZM192 109V108H191ZM196 109V108H195ZM211 109V108H210ZM41 110V109H38ZM66 110V109H65ZM64 110V111H65ZM161 110V109H160ZM172 110V109H171ZM190 110V109H189ZM188 110V111H189ZM193 110V109H192ZM191 110V112H192ZM197 110V109H196ZM207 110V109H206ZM224 110V108H223ZM18 111V110H17ZM22 111V110H21ZM27 111V110H26ZM50 111V110H49ZM154 111V110H153ZM155 111L156 108H155ZM159 111V110H158ZM174 111V110H173ZM175 111H178L175 110ZM213 111V110H212ZM211 111V112H212ZM216 111V110H215ZM4 112V111H3ZM47 112V111H46ZM58 112V111H57ZM208 112V110H207ZM2 113V112H1ZM8 113V111H7ZM44 113V112H43ZM81 113V110H80ZM154 113V112H152ZM219 113V112H218ZM18 114V113H17ZM23 114V113H22ZM166 114V113H165ZM205 114V113H203ZM1 115V114H0ZM20 115V114H18ZM17 115V116H18ZM61 115V114H60ZM68 115V114H67ZM76 115V114H75ZM79 115V114H78ZM42 116V114H41ZM44 116V115H43ZM47 116V115H46ZM171 116V115H170ZM188 116V115H187ZM195 116V115H194ZM223 116V115H222ZM68 117V116H67ZM67 117L65 119H67ZM152 117V116H151ZM172 117V116H171ZM200 117V116H199ZM219 117V116H218ZM17 118V117H16ZM69 118V117H68ZM75 118H78L75 117ZM144 118V117H143ZM147 118V117H146ZM161 118V117H159ZM174 118V117H173ZM184 118V117H183ZM198 118V117H197ZM1 119V118H0ZM43 119V117H42ZM45 119V118H44ZM59 119V118H58ZM74 119V118H73ZM156 119V118H155ZM179 119H181L179 117ZM178 119V121H179ZM186 119V117H185ZM203 119V118H202ZM210 119V118H209ZM208 119V120H209ZM213 119H215L213 117ZM218 119V118H217ZM20 120V119H19ZM29 120V119H28ZM46 120V119H45ZM44 120V121H45ZM68 120V119H67ZM79 121L78 119H75ZM183 120V119H182ZM216 120V119H215ZM224 120V119H222ZM22 121V120H20ZM27 121V120H26ZM43 121V122H44ZM62 121V120H61ZM74 121V120H73ZM85 121V120H83ZM181 121V120H180ZM42 122V123H43ZM60 122V121H59ZM65 122V121H64ZM157 122V121H156ZM173 122V121H172ZM207 122V120H206ZM50 123V122H49ZM49 123L46 125L49 126ZM52 123V122H51ZM67 123V122H66ZM70 123V122H69ZM75 123V122H74ZM167 123V122H166ZM170 123V122H169ZM176 123V122H175ZM182 123V122H181ZM179 123V124H181ZM197 123V122H196ZM201 123V122H200ZM204 123V121H203ZM219 123V122H218ZM53 124V123H52ZM56 125V123H54ZM64 124V123H63ZM82 124V122H80ZM177 124V123H176ZM205 124V123H204ZM45 125V127H46ZM53 126V125H52ZM79 126V125H77ZM146 126V125H145ZM176 126V125H175ZM178 126V124H177ZM183 126V125H182ZM181 126V127H182ZM189 126V125H188ZM206 126V125H205ZM50 127V126H49ZM48 127V128H49ZM80 127V126H79ZM76 129H80V128ZM149 127V126H148ZM14 128V127H13ZM61 128V126H59ZM69 128V127H67ZM144 128V127H143ZM183 128V127H182ZM188 128V127H187ZM205 128V127H204ZM73 131L75 129L72 128ZM82 129V127H81ZM80 129V130H81ZM151 129V128H150ZM194 129V128H193ZM198 129V128H197ZM58 130V129H57ZM77 130V131H78ZM79 130V131H80ZM155 130V129H154ZM192 130V128H191ZM196 130V129H194ZM2 131V130H1ZM21 131V130H20ZM30 131V130H28ZM62 131V130H61ZM83 131V129L81 130ZM158 131V130H156ZM161 131V129H160ZM206 131V130H205ZM60 132V131H58ZM196 132V131H195ZM200 132V129L199 131ZM7 133V132H6ZM4 134V133H3ZM55 134V133H54ZM75 134V133H74ZM190 134V133H189ZM197 134V133H196ZM179 135V134H178ZM11 136V135H6ZM14 136V135H13ZM127 136V135H126ZM180 136V135H179ZM18 137V136H17ZM181 137V136H180ZM4 138V137H3ZM129 138V137H128ZM201 138V137H200ZM10 139V138H9ZM126 139V138H125ZM135 139V137L133 138ZM176 139V138H175ZM187 139V138H186ZM198 139V138H197ZM13 140V139H12ZM97 140H101L103 148L99 147ZM129 140V139H128ZM136 140V139H135ZM138 140V139H137ZM177 140V139H176ZM146 141V140H145ZM168 141V140H167ZM191 141V140H190ZM3 142V141H2ZM19 142V141H18ZM136 142V141H135ZM171 142V141H170ZM175 142V143H174ZM173 143L176 144V141ZM202 142V143H203ZM13 143V142H10ZM9 143V144H10ZM130 143V141H129ZM133 143V142H131ZM195 143V142H194ZM8 144V145H9ZM139 144V143H138ZM174 144L168 145L166 153L171 152ZM178 144V143H177ZM30 145V144H29ZM100 145V144H99ZM185 145V144H184ZM11 146V145H10ZM14 146V145H13ZM137 146V144H136ZM11 148V147H10ZM14 148V147H13ZM26 148V147H25ZM4 149V148H3ZM18 149V148H17ZM104 149L101 154L98 150ZM128 149V148H127ZM146 149V148H145ZM157 149V148H156ZM28 150V149H27ZM34 150V149H33ZM6 152V151H5ZM10 151L8 150L7 153ZM26 153V150L24 151ZM17 153V152H16ZM127 153V152H126ZM140 153V152H139ZM143 153V152H142ZM158 153V152H157ZM29 154V153H28ZM103 156H99V155ZM164 154V153H163ZM14 156V155H13ZM36 156V155H35ZM115 156V155H114ZM129 154H127V157ZM171 156H176V153L171 152ZM131 157V156H130ZM195 157V156H194ZM152 158V157H151ZM2 159V158H1ZM117 159V158H116ZM178 159V158H177ZM23 160V159H22ZM186 160V159H184ZM183 160V161H184ZM16 161V159H15ZM99 161V160H98ZM101 161V160H100ZM103 161V160H102ZM172 161V159H171ZM182 161V160H181ZM187 162V161H186ZM189 162V161H188ZM31 163V162H30ZM109 163V162H108ZM185 163V162H183ZM191 163V162H189ZM2 164V162H1ZM13 164V163H12ZM100 164V163H99ZM104 164V163H102ZM186 164V163H185ZM194 163H192L193 165ZM20 165V164H19ZM42 165V164H41ZM184 165V164H183ZM191 165V164H190ZM11 166V165H10ZM29 166V165H28ZM43 166V165H42ZM106 166V165H105ZM6 167V165L4 166ZM25 167V166H24ZM31 167V166H29ZM38 167V166H37ZM45 167V166H44ZM105 168V167H104ZM118 168V167H117ZM122 168V167H121ZM27 168H25L26 170ZM29 169V168H28ZM38 169V168H37ZM111 169V168H110ZM125 169V168H124ZM184 169V168H183ZM189 169V168H188ZM98 170V169H97ZM127 170V169H125ZM123 170V171H125ZM39 171V170H38ZM196 171V170H195ZM40 172V171H39ZM45 172V171H43ZM56 172V171H55ZM129 172V171H128ZM198 172V171H196ZM14 173V172H13ZM31 173V172H30ZM113 173V172H112ZM195 173V172H194ZM16 174V173H15ZM41 174V173H40ZM39 174V175H40ZM52 174V172H51ZM59 174V173H58ZM135 174V172H134ZM118 175V174H117ZM107 176V175H106ZM9 177V176H8ZM119 177V175H118ZM153 177V176H152ZM13 178V177H12ZM44 178V177H43ZM47 178V177H46ZM45 178V179H46ZM52 178V177H51ZM61 177H59L60 179ZM65 178V177H63ZM114 178V177H113ZM147 178V177H146ZM196 178V177H195ZM18 179V178H17ZM41 179V178H40ZM39 179V180H40ZM54 179V178H53ZM133 179V178H132ZM10 180V179H9ZM15 180V179H14ZM120 180V179H119ZM2 181V180H1ZM117 181V180H116ZM18 182V181H16ZM32 182V181H31ZM34 182V181H33ZM56 182V181H55ZM68 183V181H66ZM124 182V181H123ZM21 183V182H20ZM120 183V181L118 182ZM149 183V182H148ZM9 184V183H8ZM28 183H26L27 185ZM141 184V183H140ZM171 184L172 187L166 186ZM3 185V183H2ZM7 185V184H6ZM32 185V184H30ZM39 185V184H38ZM51 185V184H50ZM55 185V184H54ZM60 185V184H59ZM105 185V186H104ZM146 185V184H145ZM8 186V185H7ZM39 187V186H38ZM55 187V186H54ZM60 187V186H59ZM146 187V186H145ZM6 188V187H5ZM48 188V187H47ZM28 189V188H27ZM46 189V188H45ZM63 189V188H62ZM127 189V188H126ZM6 190V189H5ZM11 190V189H9ZM25 190V189H24ZM42 190V189H41ZM73 190V191H74ZM111 190V189H110ZM130 190V189H129ZM8 191V190H7ZM71 191V190H70ZM126 191V190H124ZM5 192V191H4ZM15 192V191H14ZM13 192V193H14ZM27 192V191H26ZM65 192V191H64ZM130 192V191H129ZM152 192V191H151ZM178 192V193H177ZM48 193V191H47ZM52 193V192H51ZM63 193V192H62ZM5 194V193H4ZM10 194V192H9ZM9 194H5L9 195ZM14 194L17 193L15 192ZM30 194V193H29ZM36 194V193H35ZM43 194V193H42ZM59 194V193H57ZM73 194V193H72ZM71 194V195H72ZM75 194V193H74ZM11 195V194H10ZM13 195V194H12ZM11 195V196H12ZM70 195V194H69ZM34 196V195H33ZM42 196V195H41ZM1 197V196H0ZM3 197V196H2ZM46 197V196H45ZM49 197V196H48ZM58 197V196H57ZM94 197V196H93ZM127 197V196H126ZM9 199V196L7 197ZM14 198V197H13ZM64 198V197H63ZM78 198V197H77ZM11 199V198H10ZM15 199V198H14ZM13 199V200H14ZM17 199V198H16ZM15 199V200H16ZM56 199V197H55ZM67 199V198H66ZM49 200V199H48ZM111 200V199H110ZM2 201V199H1ZM81 201V200H80ZM113 201V200H112ZM119 201H121L119 199ZM7 202L6 200L4 201ZM45 202V201H44ZM52 202V201H49ZM77 202V200H76ZM82 202V201H81ZM108 202V201H107ZM114 202V201H113ZM18 203V200H17ZM20 203V202H19ZM25 203V202H24ZM35 203V202H34ZM57 203V202H56ZM26 204V203H25ZM83 204V203H82ZM81 204V205H82ZM117 203L115 202V205ZM123 204V203H122ZM53 205V204H52ZM118 205V204H117ZM3 206V205H2ZM25 206V205H24ZM35 206V205H34ZM40 206V205H39ZM43 206V205H42ZM121 206V203H120ZM1 207V206H0ZM14 207V206H13ZM31 207V206H30ZM33 207V206H32ZM45 207V206H44ZM65 207V206H64ZM17 208V207H16ZM25 208V207H24ZM34 208V207H33ZM48 208V207H46ZM83 208V207H82ZM100 208V207H99ZM5 209V208H4ZM28 209V207H27ZM26 209V210H27ZM30 209V208H29ZM101 209V208H100ZM104 210V209H103ZM10 211V210H9ZM33 211V210H30ZM55 211V210H54ZM26 212V211H25ZM28 212V211H27ZM36 212V211H35ZM34 212V213H35ZM105 213L108 211H104ZM24 213V212H23ZM104 213V214H105ZM115 213V212H112ZM126 213V212H125ZM28 214V213H27ZM31 214V213H30ZM29 214V215H30ZM90 214V215H91ZM111 214V213H108ZM118 213H115L117 216ZM35 215V214H34ZM40 215V214H39ZM66 215V214H64ZM69 215V214H68ZM86 215V214H85ZM112 215V214H111ZM22 216V215H21ZM33 216V213H32ZM72 216V215H71ZM89 215H87L88 217ZM19 217V216H18ZM17 217V218H18ZM25 216H23L24 218ZM35 217V216H34ZM16 218V217H15ZM15 220V222L20 218ZM26 218V217H25ZM43 218V216L41 217ZM40 218V219H41ZM90 218V217H89ZM29 219V218H28ZM96 219V218H95ZM20 220V219H19ZM36 220V218H35ZM50 220V219H49ZM90 220H94L90 219ZM100 220V219H99ZM4 221V220H3ZM21 221V220H20ZM23 221V220H22ZM25 221V219H24ZM23 224L27 223L24 222ZM45 221V219H44ZM51 221V220H50ZM54 221V220H53ZM42 222V221H41ZM29 223L34 224V221ZM37 223V222H36ZM35 223V224H36ZM46 223V221H45ZM49 223V222H48ZM47 223V224H48ZM100 223V222H99ZM15 224V223H14ZM24 224V225H25ZM63 224V223H62ZM28 225V226H30ZM59 225V224H58ZM16 226V225H15ZM49 226V225H48ZM64 226V225H63ZM62 226V227H63ZM85 226V225H84ZM25 227V226H24ZM31 227V226H30ZM37 227V226H35ZM96 227V226H95ZM10 228V227H9ZM26 228V227H25ZM28 228V227H27ZM34 230V227H32ZM39 228V227H38ZM97 228V227H96ZM24 229V228H23ZM22 229V230H23ZM40 229V228H39ZM49 229V228H48ZM86 229V228H85ZM99 229V228H98ZM9 230V229H8ZM77 230V229H76ZM18 231V230H17ZM39 231V230H38ZM20 232V231H19ZM42 232V231H41ZM47 232V231H46ZM84 232V231H83ZM11 233V232H10ZM31 233H34L32 231ZM40 233V232H39ZM37 234V237L39 235ZM36 234L34 236H36ZM54 234V233H53ZM101 234V233H100ZM12 235V234H11ZM14 235H16L14 233ZM41 235V233H40ZM44 235V234H43ZM83 235V234H82ZM19 236V235H18ZM33 236V235H32ZM48 236V235H45ZM67 236V235H66ZM65 236V237H66ZM41 237V236H40ZM101 237V236H100ZM21 238V237H19ZM18 238V239H19ZM43 238V236H42ZM49 238V236H48ZM109 238V237H108ZM17 239V238H13ZM45 239V238H44ZM47 239V238H46ZM45 239V242H47ZM73 239V238H72ZM77 239V238H76ZM38 240V239H37ZM15 241V240H14ZM17 241V240H16ZM69 241V240H68ZM91 241V240H90ZM20 242V241H18ZM22 242V241H21ZM44 240L42 242L45 243ZM53 243V242H52ZM61 243V242H60ZM78 243V242H77ZM231 243V246L227 249L226 244ZM55 245V244H54ZM83 245V244H82ZM119 245V244H118ZM87 246V245H86ZM59 247V246H58ZM67 247V246H66ZM66 249V248H65ZM88 249V248H87ZM26 250V249H25ZM34 250V249H33ZM156 250V251H157ZM33 252V251H32ZM65 252V251H64ZM108 252V251H107ZM130 252V251H129ZM128 252V253H129ZM170 253V251H168ZM10 253V252H9ZM19 253V252H18ZM22 253V252H21ZM80 253V252H78ZM95 253V252H93ZM157 253V252H156ZM164 253V254H165ZM168 253V254H169ZM176 253V252H175ZM25 254V253H24ZM87 254V253H86ZM159 254V253H158ZM163 253H160L161 255ZM9 255V254H8ZM17 255V254H16ZM26 255V254H25ZM173 255V254H170ZM165 256V255H164ZM40 257V256H39ZM161 257V256H160ZM16 258V257H14ZM65 258V257H64ZM68 259V257H66ZM65 258V259H66ZM75 258V257H74ZM115 258V256H114ZM72 259V258H71ZM118 259V258H117ZM25 260V259H24ZM64 260V259H63ZM73 260V259H72ZM165 260V258H164ZM80 261V260H79ZM94 261V260H93ZM67 262V261H66ZM70 262V261H69ZM74 262V261H72ZM16 263V262H15ZM79 263V262H78ZM90 263V262H89ZM113 263V262H112ZM164 263V262H163ZM25 264V263H24ZM63 264V263H62ZM67 264V263H66ZM95 264V263H94Z\"/></svg>",
  "mask_w": 264,
  "mask_h": 264
}]
</instances>
